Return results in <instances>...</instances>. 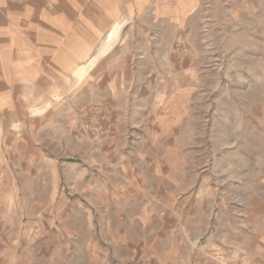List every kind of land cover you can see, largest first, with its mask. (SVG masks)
<instances>
[{"label": "rangeland", "instance_id": "374dc122", "mask_svg": "<svg viewBox=\"0 0 264 264\" xmlns=\"http://www.w3.org/2000/svg\"><path fill=\"white\" fill-rule=\"evenodd\" d=\"M40 222L264 264V0H0V253Z\"/></svg>", "mask_w": 264, "mask_h": 264}, {"label": "crops", "instance_id": "0c3cea01", "mask_svg": "<svg viewBox=\"0 0 264 264\" xmlns=\"http://www.w3.org/2000/svg\"><path fill=\"white\" fill-rule=\"evenodd\" d=\"M6 218V217H5ZM40 222L37 241L20 249L21 255H0V264H111L110 252L97 244L89 223L69 230Z\"/></svg>", "mask_w": 264, "mask_h": 264}]
</instances>
